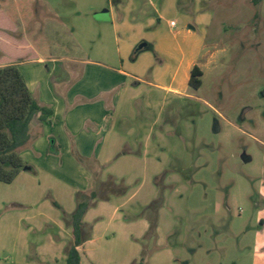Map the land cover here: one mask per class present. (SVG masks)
I'll return each mask as SVG.
<instances>
[{"label": "rangeland", "instance_id": "obj_1", "mask_svg": "<svg viewBox=\"0 0 264 264\" xmlns=\"http://www.w3.org/2000/svg\"><path fill=\"white\" fill-rule=\"evenodd\" d=\"M110 1L0 0V13L10 23L0 26V60L11 57L4 48L12 41L27 39L46 56L98 59L101 34L111 25L97 16L110 9ZM209 8L207 41L215 58L204 68L202 87L192 91L197 98L187 100L186 117L177 119L179 134L167 132L171 97L154 125V136L164 135L148 152L167 162L163 172L153 181L120 180L124 193L104 189L98 198L97 204L126 202L124 216L131 211L139 222L105 225L107 238L91 245L84 264H264V0L259 6L216 0ZM112 51L117 56L115 46ZM26 151L20 149L28 161ZM173 161L186 176L170 173ZM47 186L31 206H20L14 201L19 183L0 182V264H66L72 240L58 252L43 249L37 238L53 226L45 216L64 217L52 203L56 188ZM148 199L147 208L133 210ZM154 218L155 235L140 225V219Z\"/></svg>", "mask_w": 264, "mask_h": 264}, {"label": "crops", "instance_id": "obj_2", "mask_svg": "<svg viewBox=\"0 0 264 264\" xmlns=\"http://www.w3.org/2000/svg\"><path fill=\"white\" fill-rule=\"evenodd\" d=\"M215 1H110L111 20L104 22H109L111 29L102 32L98 59L90 61L46 56L26 38L29 43L25 48L33 56L20 59L19 69L33 95L52 108L54 115L49 122L41 123L38 117L32 122L33 141L24 153L29 170H23L13 182L20 187L19 197L14 199L18 205L31 206L48 185L49 189L56 188L55 201L71 214L78 205L77 193L94 188L95 174L104 183L112 177L116 182L130 183L153 181L163 172L167 162L159 154L148 152L164 135L158 132L155 137L154 125L166 110L165 100L171 97L167 132L179 134L182 127L175 123L186 117L187 100L197 98L190 86L191 73L198 66L203 80L204 68L210 67L215 58L207 41L213 19L208 10ZM197 29L201 35L196 34ZM114 46L117 56L112 51ZM52 146L57 151L52 152ZM74 150L83 158L82 163ZM174 162L170 173L186 176L187 171L175 169ZM154 190L152 186L149 197L154 196ZM97 202L85 216L91 239L79 248L83 264L90 260L91 245L107 238L103 230L111 221L115 227L139 222L131 211L132 215L124 216L126 202ZM148 203L149 199L137 203L133 210L147 208ZM49 207L46 205L45 210ZM45 217L53 226L37 238L43 249L61 252L73 240L72 228L63 215L55 220ZM140 220L142 229L150 230V221Z\"/></svg>", "mask_w": 264, "mask_h": 264}, {"label": "trees", "instance_id": "obj_3", "mask_svg": "<svg viewBox=\"0 0 264 264\" xmlns=\"http://www.w3.org/2000/svg\"><path fill=\"white\" fill-rule=\"evenodd\" d=\"M255 6H259L263 0H251ZM9 25V21L4 14L0 13V26ZM25 44H18L13 41L10 49L4 47L5 55L12 54L6 63L0 60V182L11 184L18 175L29 167V162L24 159L20 149L28 146L33 137L31 134V125L33 120L38 117L41 123L49 122L54 110L49 106L43 105L30 91L26 77L21 73L18 61L24 57H32L33 54L25 48ZM6 60V59H5ZM203 72L195 66L191 73L190 86L194 90H199L203 85ZM51 151H57L54 146ZM74 154L79 162L83 158L74 150ZM94 188L89 192L77 193V208L69 214L65 212L62 206L54 199L52 203L55 207L61 209L65 221L72 228L73 242L67 252L66 264H82V254L79 250L89 239L91 231L86 230L85 216L92 207L93 202L101 197L103 186L106 192L117 194L125 192V184L116 183V178L112 177L104 183L99 180L98 175H94ZM120 188V189H119ZM158 201V200H156ZM160 201V200H159ZM151 222L150 231L155 235L157 223L155 218ZM264 226V222L261 223ZM139 264H143L142 262Z\"/></svg>", "mask_w": 264, "mask_h": 264}, {"label": "water", "instance_id": "obj_4", "mask_svg": "<svg viewBox=\"0 0 264 264\" xmlns=\"http://www.w3.org/2000/svg\"><path fill=\"white\" fill-rule=\"evenodd\" d=\"M101 21H109L110 16H109V10H103L102 12H100L97 16ZM26 170H29V167L25 168Z\"/></svg>", "mask_w": 264, "mask_h": 264}, {"label": "built area", "instance_id": "obj_5", "mask_svg": "<svg viewBox=\"0 0 264 264\" xmlns=\"http://www.w3.org/2000/svg\"><path fill=\"white\" fill-rule=\"evenodd\" d=\"M172 25H175V22H172Z\"/></svg>", "mask_w": 264, "mask_h": 264}]
</instances>
